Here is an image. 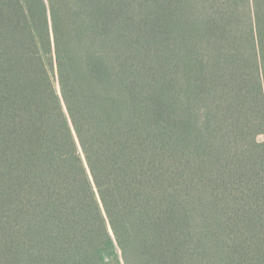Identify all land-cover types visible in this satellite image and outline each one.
Masks as SVG:
<instances>
[{"label": "trees", "instance_id": "1", "mask_svg": "<svg viewBox=\"0 0 264 264\" xmlns=\"http://www.w3.org/2000/svg\"><path fill=\"white\" fill-rule=\"evenodd\" d=\"M0 264H264V0H0Z\"/></svg>", "mask_w": 264, "mask_h": 264}]
</instances>
